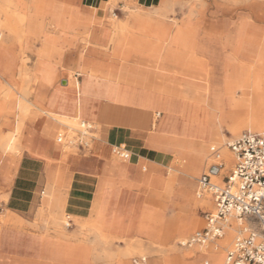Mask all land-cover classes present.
I'll use <instances>...</instances> for the list:
<instances>
[{
    "label": "rangeland",
    "instance_id": "obj_1",
    "mask_svg": "<svg viewBox=\"0 0 264 264\" xmlns=\"http://www.w3.org/2000/svg\"><path fill=\"white\" fill-rule=\"evenodd\" d=\"M42 1L45 6H43V9H48L51 6V8H54L59 2L63 1L64 7L61 6L62 15L66 17L77 8L76 5L71 4H78V0ZM136 1L109 0L105 9L98 12V18L92 17V22H80L78 23L80 25L76 24V26L64 22L65 28L61 32L50 28L49 32L52 34L48 35L77 34V65L81 66L91 61L96 65L98 64V67L104 68L108 64H112L117 70L120 69L119 75L122 73V77L124 75L126 79H129L128 86L130 87L151 88L155 78L163 75L160 74L162 73L160 69L164 67L170 72L168 75H164L165 79L179 84L182 88L190 85L197 91L215 90L221 93L225 83L234 78L233 76L238 69H245L251 76V92H241L236 100L241 102L245 99V101L243 103L239 102L233 107L223 101L221 109L215 112L213 120L216 125L221 126L224 148H227L230 142L236 140L244 132L264 133V131L250 129L251 123L257 125L260 120L264 119V0H140L143 6L137 5ZM3 2L4 0H0V49L16 57L19 65L24 62L27 63L25 66H14L11 71L14 82L10 85H8V80L0 77V189L3 180L11 178L16 170L14 164L19 161L22 155L23 150L21 149L25 131L33 126L39 117L45 118L52 124L50 138L53 142L55 141V133L60 128H65L68 132L63 137L61 146L58 147L63 160L83 157L80 153L81 150L76 146H66L68 140H77L78 132L81 130L79 121L82 118L76 124H72L64 122L65 118L55 117L49 111L42 109L40 112L36 110H40V108L37 107L34 100L42 84L36 85L30 77L36 73V59L41 55L40 51L43 54V50L40 49L42 39L39 35L25 34L24 25L18 22L17 17L22 16L25 10L21 0H11L9 4ZM155 7L159 9L165 7V9L158 12L154 10ZM134 11H140L148 15L149 18L137 24L129 21L130 33L122 34L120 50L115 54L110 45L113 34H111L109 23L126 21L128 14ZM43 17L47 16L43 15ZM90 30L107 32V34H97L103 38L102 46L93 44V42L88 43L87 36L90 35L88 34ZM177 35L187 45L186 50L182 49L181 55L184 65L170 63H164V66L160 65L161 59L167 57L169 50H178L172 42ZM144 42H148V44H143ZM50 66L55 70V79L51 82V85L55 82L53 88L63 87L61 83L69 72H72V77L69 80L72 84L70 86L75 88L73 86L77 83L75 71L78 68L76 70L66 69L63 66L65 70L61 72L56 80V69L52 65ZM135 73L137 76L133 77ZM143 73H147L151 77ZM103 74V72L99 73L101 77ZM119 75H112V77L118 80L122 78ZM114 86L112 85V90L115 89ZM174 97L180 98L178 96ZM183 101L186 108L187 102H193L195 105L199 104L193 96L188 98L186 96ZM195 115L198 119L204 116L202 111H197ZM183 117L178 126L184 123L186 129L187 111ZM19 124L22 125V129L18 134L21 141H19V147L14 151H4L2 141H8V138L17 131L16 127ZM234 127H236L235 130H233ZM93 136L97 137L95 134ZM88 138L87 141H89ZM167 143L174 149L178 148L176 147L177 144H181L180 142V144L173 143L170 140ZM181 146L184 147L183 144L179 147L182 148ZM214 147L220 153V148L216 145ZM118 151L119 149H116L115 152L112 151V157L117 162L124 163L125 161L120 158ZM183 152L187 153V150ZM206 153L213 156L209 148L206 149ZM4 162L10 165L2 166L1 163ZM210 166L208 164L198 166L199 168L197 167L196 171L199 169V172L195 176H187L180 172L169 174L167 169L157 168L154 172L153 170L147 172V177L150 179L136 183L138 185L128 187L122 183H115L112 188L113 191L127 193V197L120 200V213L115 216L117 221L124 224L140 222L146 230L142 232L141 236L132 237L131 240L126 238H112V240H109L111 238L103 233L102 221L96 215V218L91 221L94 238L105 243L104 247L97 246L96 249L104 250L105 254L113 256L114 261L110 264H172L168 261L173 260L179 252L188 250L183 248L180 242L188 240L200 229L187 231V213L182 211V207L187 204V200L183 201L178 197L167 195L166 186L170 185L177 190L186 184L191 189V195L193 196L191 201L197 200L199 199L197 198V194H199L196 186L197 180L201 174L207 173ZM230 169L231 167L226 174L229 173ZM212 181L214 180L212 179ZM214 182L220 184L222 179L219 182ZM46 196L47 192L43 194V205L48 207L47 218L43 214L45 212L43 207L37 205L32 217V224L29 227L30 231L26 233L31 237H35L40 236V234L57 233L58 229L60 235L65 236V231L69 228V222L61 210L60 201L57 200L55 195H51L52 198L47 201ZM201 196L209 197L213 207L211 210L197 212L202 229L205 216L214 212V206L210 195L202 194ZM5 200V195L0 190V262L1 264H30L31 259L35 258L36 248L28 245L15 246L11 244L9 240L13 236L12 233L2 230L4 224L1 213L4 208L1 203H4ZM55 202L58 204L56 205ZM157 220H159V223H156ZM75 225V221L72 220L70 229ZM52 226L54 231L45 230V228ZM79 226L81 230L80 237L84 239L89 237L88 226L82 224ZM150 227H155L156 230H148L151 229ZM154 234L157 237H152ZM233 237L224 250L220 251L217 261L208 257L211 260L209 264H224L223 257L225 252L229 250ZM223 239L215 240L205 247L217 246L221 244ZM143 259L145 261H142ZM178 260L180 263L177 262V264H191L193 262L192 259L187 261L181 256ZM201 262L202 259L199 258L196 264H201ZM100 264H103L102 260Z\"/></svg>",
    "mask_w": 264,
    "mask_h": 264
},
{
    "label": "crops",
    "instance_id": "obj_2",
    "mask_svg": "<svg viewBox=\"0 0 264 264\" xmlns=\"http://www.w3.org/2000/svg\"><path fill=\"white\" fill-rule=\"evenodd\" d=\"M108 2L109 0H78V4H71L76 5L77 8L67 17L62 15L63 1L54 8L51 6L50 9H43L42 0H24V8L29 10L35 24H41L48 31L52 28L61 32L65 28L64 22L76 26L80 22H86L91 16L98 18V12L104 10ZM136 2L137 5L143 6L140 0ZM43 15L47 17L44 18ZM130 22L137 24L143 20L131 19ZM130 30L129 25L128 33ZM72 33L74 32L72 31ZM88 34H90L87 36L89 44L93 42V44L102 46L103 38L97 34H107V32L90 30ZM46 44L53 48L52 55L46 60L56 69V80L65 70L63 66L66 69L76 70L78 68L75 71V76H77L75 79L79 84V92L68 86L66 80L62 81L63 87L61 86V88H53L55 82L52 85L39 82L37 85L41 83L42 86H40L34 102L40 110H36L41 112L43 109L59 116L72 118L77 116L80 104L83 116L79 123L85 122L90 125L91 136L88 138L86 147H77L81 150L80 153L83 157L63 160L58 147L61 146L63 137L68 133L65 128L56 131L55 143L50 138L52 124L45 118L39 117L33 126L25 131L22 155L19 161L14 164L16 170L11 178L3 180L0 189L6 199L4 203H1L4 208L1 213L4 224L2 230L12 233L13 236L9 240L11 244L36 248L35 258L31 259L30 264H100L101 260L103 264H106L105 251L96 249L97 246L104 247L105 243L94 238L95 235L91 227V221L96 218V214H99L103 233L111 238L109 240L112 238L131 240L132 237L141 236L142 232L146 230L140 222L124 224L117 221L115 216L120 213V200L126 198L127 193L113 191L114 184L122 183L131 187L138 185L136 183L141 181H148L150 178L147 177V172L152 170L154 172L157 168H169L181 150L176 147L174 149L167 143L170 140L168 133L156 131L152 127L154 112L147 110L149 124L144 129L113 123L116 120L111 111L114 106L113 102L105 98L102 93L104 89L115 91L117 86L123 83L128 86L129 79H126L124 75L122 77V73L119 75L120 69L117 70L112 64H108L104 68L98 67V64L91 61L81 66L77 65V34H55L50 36V40L46 41ZM143 44H148V42ZM120 47L121 42L112 47L115 54L120 50ZM41 53L42 51H40ZM54 71L53 69V73ZM101 72L104 73L102 77L99 75ZM237 73H239V69ZM237 73L233 76L234 80L227 82L234 83L237 80ZM143 74L150 76L147 73ZM112 75H119L122 78L117 80ZM136 76L135 73L133 77ZM112 85H115L114 90L111 89ZM241 92L243 91L233 89V96H231L234 99L239 98ZM93 134L97 137H94ZM121 148H124L128 154L124 163H119L112 157V151ZM210 152L215 155L217 150H210ZM1 165L9 166L10 164L4 162ZM213 166L214 164L207 169V173ZM198 172L199 169L196 174ZM207 173H203L201 176ZM224 176L225 174L222 180ZM182 186L187 187L186 184ZM196 186L198 188V184ZM45 192H47L45 197L47 201H50L51 195H55L60 201L61 210L69 222L65 236L60 235L54 224L52 225L57 229V233L52 232L54 231L53 226L45 228L52 232L49 234L31 237L26 233L30 231L29 227L32 224V217L37 205L43 207L45 211L43 214L47 218L48 207L43 205ZM72 220L76 225L70 229ZM80 224L88 226L89 237L86 239L80 237ZM148 230H156V228L152 227ZM152 237L155 238L157 235L154 234ZM183 248L190 249V247ZM181 252L168 262L180 263L178 259H180ZM225 256L223 257L224 263ZM201 259V264L204 261L211 262L205 255Z\"/></svg>",
    "mask_w": 264,
    "mask_h": 264
},
{
    "label": "bare ground",
    "instance_id": "obj_3",
    "mask_svg": "<svg viewBox=\"0 0 264 264\" xmlns=\"http://www.w3.org/2000/svg\"><path fill=\"white\" fill-rule=\"evenodd\" d=\"M10 1L11 0H4L5 3L4 2L3 3L9 4ZM21 3L24 6V0H21ZM164 9L165 7L163 8L160 7V9L158 7L154 8V10L158 12L163 11ZM148 18H149L148 15H145L140 11H134L128 14V19L126 21L110 22L109 26H111V31H112L111 34H113L110 39L111 48L115 44H120L122 34L128 33L127 28L130 25L129 21L131 19H135V20L142 19L143 21H145ZM92 19L93 18L91 16L89 17V19H87V21L92 22L93 21ZM17 20L19 23H22L24 25L25 34L39 35L41 36L42 39L41 50H43V54L41 53V55L36 59V66H35L36 73L34 75H31L30 78L36 85L39 82H44L46 84L53 82L55 79L53 69L50 66L51 64L47 63L48 60H46L47 58L49 59V57L53 53V48L50 45L46 44V41L50 40L48 34H52V33L49 32L47 28L42 26L41 24L38 25L35 24L29 10H24L22 16H18ZM172 42L177 46L179 51L169 50L167 57L161 59L162 61L160 62V65L162 66L165 65L164 63L184 65L183 63L184 60L182 59L181 55H182V49L186 50L187 45L179 35L175 36ZM26 63L24 62L22 65H19L16 57L10 55V53H6V51H4L3 49H0V77L8 80V85L14 82V76H11V71L13 70L14 66H25ZM160 70L162 72L160 74L163 75L157 76L155 78L152 87L151 88L147 87L148 89L142 86H138V87L126 86L125 83L121 85L118 84L119 86H117V89L112 92L107 89H104V91L101 89V92L103 91L102 95L111 102H113L114 106H112L111 111L116 118L115 122L113 123L117 125L133 127V128L141 127L144 129V127L148 126L149 124V117L147 112L148 111L154 112V120L151 123L152 127L156 131L168 133L171 142L173 143L180 142L181 144L180 143L179 144L180 145L183 144L184 146V147L181 146L182 148H180L179 147L180 145L178 144L176 145V147H178L181 150V152L177 154L172 165L169 168H167L168 170L167 172L169 174H172V172H180L187 176H195L196 168L198 166L200 167L201 165H207V164L216 165L218 163H223L224 168L217 175L211 176V178L214 181L219 182L222 179L223 175L226 174L227 170H229V168L231 167V164L233 163V155L227 148L223 147L221 126L216 125L214 123L213 120L214 114L217 110L221 109V103L223 101L226 104H228L230 107H233L239 103V101H237L232 97L233 89L243 92L246 91H248L249 93L251 92V76L249 72L246 71L245 69L244 71L243 69L240 68L239 73H237L238 74L237 80L234 83L226 82L223 91L221 93H218L215 90L197 91L193 88V86L190 85H187V87L182 88L179 84H175L165 79L164 75H168L170 73L168 69L166 68L164 69L163 67ZM71 75L72 72H69L66 74L65 77L68 86L72 85L69 81L72 77ZM73 86L77 91L79 90L78 83L74 84ZM174 96H178L180 98H175ZM186 96L187 98L189 96H193L194 99L197 100L196 102H198L199 104L195 105L193 102L192 103L187 102V108H186L185 102L183 101V99H185ZM244 101L245 99L240 103H243ZM34 108L36 109V107ZM186 111H187V127H186L187 130L185 129L184 123L181 124V126H178L181 122V119L184 118L183 115L185 114ZM197 111H202L204 116L201 119L196 118L195 114ZM81 112H82L81 105L79 104L78 114L75 117L71 118V117H63L62 115L61 116L56 114L53 115L55 117L58 116L65 118L64 120L62 119L64 122L76 124L77 121L80 120L83 116ZM16 128L17 131L14 133L13 136L8 138V141L6 142L2 141V147L4 151H10V150L14 151L17 150V148L19 147L20 140L18 134L22 129V125L19 124V126H17ZM235 129L236 127L233 128V130ZM250 129L251 130L257 129L258 131H264V119L260 120L257 123V125L251 123ZM257 134L264 135V133H257ZM214 145L220 148V153L217 152L218 157H216V155L213 154H212L213 156L211 155L209 156L206 153L207 148H209V150H217L215 149ZM115 150L116 149H114L113 152H115ZM182 150L183 151L187 150V153L186 152L184 153ZM190 190H191L190 188L185 186H181L177 190L173 189L170 185L166 186L167 195L171 197H178L183 201L187 200V204H185L182 207V211L187 213V231L192 229H201L202 226L197 217L198 211L213 209L211 201L207 196H201L200 194H197V198L199 199L191 201V197L193 196L191 195ZM158 200L160 201V199ZM96 215L100 219L99 214ZM157 222L159 223V220H157L156 223ZM242 225L243 222L241 221L239 222L235 220L233 217L228 218L227 221L223 223V228L225 232L223 236L224 239L221 242V244L217 246L211 245L207 248L205 246L195 245L192 248L190 247V249H188L186 252H181L180 253L181 258L187 259V261H190L192 259L193 262L191 264H196L197 260L201 258L203 255L211 258L212 260L217 261L219 259L220 251L223 250V248H225L229 240L233 236H235L234 233L236 234ZM183 243L184 241L180 242V244ZM105 256L107 260L106 264H109L111 261H113L112 255L106 253ZM143 261L145 260L143 259Z\"/></svg>",
    "mask_w": 264,
    "mask_h": 264
},
{
    "label": "built area",
    "instance_id": "obj_4",
    "mask_svg": "<svg viewBox=\"0 0 264 264\" xmlns=\"http://www.w3.org/2000/svg\"><path fill=\"white\" fill-rule=\"evenodd\" d=\"M79 127L77 140H68L67 146L88 145L91 127L85 122H80ZM227 148L233 155V165L222 183L213 182L211 176L224 168L223 163L212 167L216 172L210 171L197 180L198 193L210 195L214 212L205 216L202 229L180 245L206 246L222 239L223 223L233 217L243 225L226 252L225 264H264V135L244 132ZM118 154L122 159L128 158L124 148L119 149ZM215 155L218 157L217 153Z\"/></svg>",
    "mask_w": 264,
    "mask_h": 264
},
{
    "label": "water",
    "instance_id": "obj_5",
    "mask_svg": "<svg viewBox=\"0 0 264 264\" xmlns=\"http://www.w3.org/2000/svg\"><path fill=\"white\" fill-rule=\"evenodd\" d=\"M211 172H213V173L216 172V169L215 168H212Z\"/></svg>",
    "mask_w": 264,
    "mask_h": 264
}]
</instances>
